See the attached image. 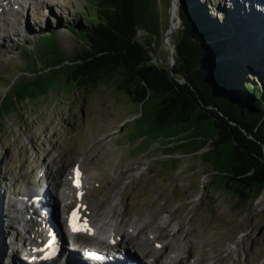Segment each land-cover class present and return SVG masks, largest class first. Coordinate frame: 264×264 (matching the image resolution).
I'll use <instances>...</instances> for the list:
<instances>
[{
	"label": "rangeland",
	"instance_id": "1",
	"mask_svg": "<svg viewBox=\"0 0 264 264\" xmlns=\"http://www.w3.org/2000/svg\"><path fill=\"white\" fill-rule=\"evenodd\" d=\"M208 1L207 13L222 26L228 53L234 59H241L249 73L242 78L260 89L264 98V0ZM86 2L23 0L11 5L9 14L0 16L7 18V27L0 32V97L8 92L10 83L33 78L29 72L34 61L39 62L37 69L47 70L41 44L46 46L57 41L66 57L72 58L80 48V41L66 27L76 26L78 11ZM170 5L171 0H151L149 8L154 26L146 16L150 30H140L138 34L140 41L156 45L151 54L160 55L164 60L166 53L161 40L169 25ZM170 21L174 23V19ZM50 32L55 35L54 39L38 40ZM175 34L178 38L180 32ZM33 48L32 53L27 51ZM139 114L140 109L125 94L113 84L102 82L86 86L80 92L56 89L51 95L25 103L18 113L3 118L0 124L3 131L0 133V264H25L23 243L29 234L11 218L17 216L18 209L23 210L17 200L29 190L43 188L56 195L51 190L53 180L42 174L54 158V164L49 166L50 174L56 170L54 177L57 172L60 177L70 173L78 163L84 170L85 201L91 203L87 204L93 213L90 217L97 219L103 215L123 222L140 218L142 232L136 238L147 241L154 251L174 256L181 244L185 251L191 246L195 253L202 250L208 258L203 264H264V199L241 204L234 196L208 185L211 169L190 155L179 157L172 170L157 166L155 162L167 158L165 143H146L133 137V123ZM112 204L119 215L111 213ZM150 208L156 212L151 218ZM19 215L25 218L22 212ZM63 218L61 209L59 221L64 222ZM63 226L60 227L65 230ZM127 227L125 230L132 233L133 229ZM187 232L190 234L184 239ZM67 237L75 246L89 240L82 235ZM153 238L160 244L154 243ZM164 243L167 244L161 250ZM65 247H69L66 241ZM83 247H78L76 253L80 254ZM214 249L217 258H212ZM58 259L61 263L62 255ZM193 259L189 256L181 264H190Z\"/></svg>",
	"mask_w": 264,
	"mask_h": 264
},
{
	"label": "trees",
	"instance_id": "2",
	"mask_svg": "<svg viewBox=\"0 0 264 264\" xmlns=\"http://www.w3.org/2000/svg\"><path fill=\"white\" fill-rule=\"evenodd\" d=\"M150 1L87 0L78 11L76 26L66 27L80 41V48L68 58L57 41L41 44L47 70L37 69L39 62L34 61L29 72L33 78L10 83L8 92L0 97V124L4 117L18 113L23 104L37 102L56 89L80 92L86 86L105 82L113 84L133 105H142L143 115L133 123L134 138L148 135L153 140L166 139L180 123L187 127V118L179 109V95L166 70L150 63L149 49L135 38L140 23L150 30L147 17L154 26ZM209 4L208 0L183 1L182 33L175 43V72L190 83L203 105L219 109L264 144L262 92L242 78L249 73L241 59H234L228 53L222 26L207 13ZM54 36L50 32L38 40L54 39ZM34 48L27 51L32 53ZM21 53L23 56L25 50ZM179 92L188 94V89L184 87ZM0 133H3L1 129ZM251 148L260 153L258 146ZM224 157L228 170L235 174L244 172L246 167H256L254 177L246 178L245 183L256 190L263 187V166L259 169L255 160L247 158L237 161ZM213 161L216 162L214 158Z\"/></svg>",
	"mask_w": 264,
	"mask_h": 264
},
{
	"label": "water",
	"instance_id": "3",
	"mask_svg": "<svg viewBox=\"0 0 264 264\" xmlns=\"http://www.w3.org/2000/svg\"><path fill=\"white\" fill-rule=\"evenodd\" d=\"M177 1H179L178 16L176 18L178 29L173 32L169 17V25L162 35L161 45L166 53L165 60L162 59L160 55L155 56L151 54L150 50H155L154 48L156 45L152 42L147 45L146 42L138 39L140 30H143L144 32L147 30L142 23L139 25L136 34L137 36L135 38L144 43L145 47L149 49L150 63L166 70L169 76L168 78L171 80L175 88L174 91L179 95L177 96L178 105L180 107L179 109L182 112V116H186L185 119L187 118L188 124L186 127L184 126V123H180L176 127V131L166 139L162 138L153 140L148 135L136 139H142L146 141V143H165L164 149L168 152L167 158L163 161L155 162L157 166L160 165V167L164 169L172 170L179 161V157L190 155L193 159L198 160L211 169L212 175L208 185L212 187L215 186L225 193L234 196L241 204H246L253 199H258L260 197L264 199V185L261 189L256 190L254 188H249L247 183H245L246 178L249 179V177H254V173L257 170L256 167H246L244 172L235 174L228 170L229 166H226L224 157L227 155L237 161H243L241 159L244 158L252 161L255 160L258 165L257 168L260 169L261 166L264 168V144L238 125V123L229 119L228 116L219 109L213 106L203 105L197 92L190 83L175 72L177 66L175 60V43L178 41L182 33L180 12L183 6V1L185 0ZM142 13L143 11L141 9L139 12L141 17ZM177 31L180 32L178 38H176L175 34ZM184 87L188 89V94L186 92L183 94L182 92H179L181 88ZM136 107L140 109V114L134 122L143 115L142 105ZM220 124L222 125L221 127L219 126ZM242 142L245 144V148H243ZM253 145L259 147V154L251 148ZM213 158L216 160L215 163ZM225 168H227V170ZM239 185L241 186L239 187Z\"/></svg>",
	"mask_w": 264,
	"mask_h": 264
},
{
	"label": "bare ground",
	"instance_id": "4",
	"mask_svg": "<svg viewBox=\"0 0 264 264\" xmlns=\"http://www.w3.org/2000/svg\"><path fill=\"white\" fill-rule=\"evenodd\" d=\"M22 1L23 0H0V16L9 14L10 13L9 7L13 4L14 5L20 4ZM178 9H179V1L172 0L170 18L174 19V23L171 24L173 27V32L178 29V23L176 21L177 20L176 18L178 16ZM262 9L264 10V2H263ZM5 21L6 23H2ZM256 25H258L257 22H256ZM6 27H7V18H0V32L4 31L3 29H5ZM72 179H71V183H72ZM83 182L84 184H87L86 178H83ZM68 184H69V180H68ZM31 191L32 193H36L37 195L44 194L45 195L44 199L47 198V193L43 191L42 189H36L35 191L30 190V192ZM55 191L57 192V196L53 198L54 199L56 198V202L58 204L56 205V204H53L52 201L46 200V206L47 208H49L51 216H56V213L58 211V206H60V204L63 201H65L64 207H68L70 204H67L68 203L67 201H69V199L72 197V196L70 197L71 187H67V186L59 187L58 186V188ZM77 191H80V189L78 188ZM31 196H34V195H31ZM113 199L115 200L114 197ZM24 201H25V198L24 199L22 198L20 201V204L23 205L25 203ZM87 203L91 204L89 202ZM87 203H81V206H80L81 218L84 221V223H86L87 225V228H86L87 231H89V233L87 234V237H84V238H88L89 240L85 241L86 243L82 241L78 243L77 245L78 247L84 246L82 248L83 254L79 255L78 253H76V250L78 247L73 244V240L70 237H67V236H70L67 230H63L61 232V236H57V239L59 241L60 240L61 242L66 241L69 244V247H65L64 249L65 252H62V256L63 255L65 256L66 264H85L86 263L85 261L88 260V258H85V254L90 251H99L102 253V255L105 254L108 260H105V261L103 260L102 261L103 263L100 262V264H119V259L116 257V255H122L126 259H132L134 262H136V264H181L184 261H186L189 258V256H192L195 258L193 259V262L190 264H203L202 263L203 261L208 260V258L202 253V250H199L198 252L195 253L193 247L191 246V248H189L188 251H185L184 249L181 248L182 247L181 244H178V246L176 247V250L173 253L174 256L169 257L168 255L165 254L164 251L163 252L154 251L150 247V244L147 241H143V240L136 238L139 236V233L142 232L141 231L142 226L140 225L139 217H138L139 219H132L131 221L130 219H127L125 222L114 221L112 220V218L107 219L106 216H103V215L99 216L97 219H94L93 217H90L88 214V211L91 210V208H88ZM102 204H105V203H102ZM84 206H86L87 208H85ZM111 208H112L111 213H113L114 215H119V213L115 210L113 204ZM153 210H154L153 208L149 209L148 213H150V216H149L150 218L151 216L156 215L155 210L154 211ZM20 213H21V210L18 209L17 216L15 215L14 217L11 218V220H13L14 218V220L18 221L21 224L22 229L25 231V233L29 234L28 236L29 238H27L24 242V245L26 246L27 250L23 248V251L25 252V255H26V260L22 258L24 262L27 264L28 263L27 259H30L31 255L33 254V251L38 249L41 246L38 243L40 242L43 243V240H42L43 238H42V234H36V232L34 233L30 230V228L33 225L32 223L33 221H30L27 218L22 219L21 217H19ZM25 214H29V212H25ZM42 215L43 214H41L40 211H36L34 209V212L29 214V217L38 218V219L41 218L42 220H44ZM91 216H93V213L91 214ZM115 219H118V217H115ZM125 223H127L126 224V226H128L127 228L133 229V231H131L132 233L125 230V227H126ZM182 232L184 231L179 230V234L180 233L183 234ZM47 233L52 234L53 230L50 227H46V234ZM189 234L190 233L187 232L186 236H184V239L187 238V235ZM157 240L158 239L155 238L153 240L155 241L154 243L156 244L159 243ZM202 240H205V239L202 238ZM197 243L199 244V242ZM11 244L12 243L10 242V245ZM166 244L164 243V246L163 247L160 246L159 249L161 247H162L161 250L164 249ZM87 246H89L90 248H86ZM199 249H201V247ZM214 252L216 253L215 249H214ZM215 253L213 254L212 258H217L216 256L217 253L216 254ZM110 258H113V259H110ZM44 264H49V263H44ZM54 264H58L57 260L54 261Z\"/></svg>",
	"mask_w": 264,
	"mask_h": 264
}]
</instances>
